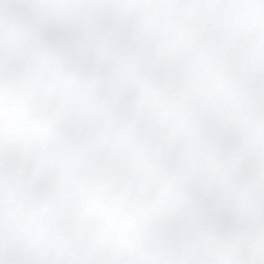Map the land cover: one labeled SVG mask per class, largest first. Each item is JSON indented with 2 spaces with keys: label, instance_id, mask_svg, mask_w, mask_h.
I'll return each mask as SVG.
<instances>
[{
  "label": "clouds",
  "instance_id": "9594fccd",
  "mask_svg": "<svg viewBox=\"0 0 264 264\" xmlns=\"http://www.w3.org/2000/svg\"><path fill=\"white\" fill-rule=\"evenodd\" d=\"M0 264H264V0H0Z\"/></svg>",
  "mask_w": 264,
  "mask_h": 264
}]
</instances>
